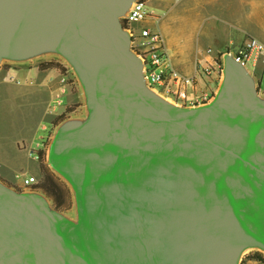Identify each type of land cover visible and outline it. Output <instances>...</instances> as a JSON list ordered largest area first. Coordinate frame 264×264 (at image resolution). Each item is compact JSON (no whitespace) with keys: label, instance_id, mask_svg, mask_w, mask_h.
Returning <instances> with one entry per match:
<instances>
[{"label":"water","instance_id":"95a60500","mask_svg":"<svg viewBox=\"0 0 264 264\" xmlns=\"http://www.w3.org/2000/svg\"><path fill=\"white\" fill-rule=\"evenodd\" d=\"M134 0H0V60L62 52L91 109L51 162L80 221L0 182V264H240L264 246V98L232 55L213 102L150 89L121 17ZM264 249V248H263Z\"/></svg>","mask_w":264,"mask_h":264},{"label":"rangeland","instance_id":"374dc122","mask_svg":"<svg viewBox=\"0 0 264 264\" xmlns=\"http://www.w3.org/2000/svg\"><path fill=\"white\" fill-rule=\"evenodd\" d=\"M161 1L149 0L151 8L160 16L165 13V9L158 8ZM261 16L264 17V14ZM164 21V17L161 16L156 23L157 27L159 28ZM245 25L252 28L255 22H245ZM123 26L125 28L128 25L124 23ZM253 29L255 30L253 36L264 42V21H260L259 27ZM169 47L172 46L168 43ZM197 48L190 55L198 70L203 71L200 60L204 65L211 64L212 66L213 63L212 68L218 70L214 63L220 62L219 53L211 49V46H204V44L202 48L199 45ZM132 49L139 54L136 46ZM169 55L170 57L175 56L173 47L169 48ZM0 62L6 64L0 76V173L19 182H24L26 176L34 174L37 182L29 187L24 186V190L18 189V191L40 193L56 210L50 198L36 188L42 179L41 165L48 166L67 185L71 193L69 209L57 211L72 222L78 223L81 216L75 189L70 180L51 162L53 143L60 128L69 121H85L91 114L86 90L81 84L78 72L62 52L55 50L43 51L25 59L3 58ZM63 76L67 78L66 83L71 85V92L69 89L65 94H62V88H65L62 81ZM261 91L264 92V75ZM71 93H80L75 103H71ZM158 95L180 107L169 98ZM60 99L63 100L62 105L58 103ZM37 151L44 153L43 160L37 161L34 158ZM39 167L40 175H38ZM256 252L264 254V249L256 245H247L242 252L240 264H248L249 261L254 260L249 258V255Z\"/></svg>","mask_w":264,"mask_h":264},{"label":"crops","instance_id":"0c3cea01","mask_svg":"<svg viewBox=\"0 0 264 264\" xmlns=\"http://www.w3.org/2000/svg\"><path fill=\"white\" fill-rule=\"evenodd\" d=\"M158 8L165 9V13L161 15L165 21L159 28L157 25L156 27L165 35L167 47L169 43L174 49L175 56L171 57L173 64L186 76L196 78L195 84L189 86L190 96L209 91L215 92L216 97L223 81V76L215 71H210L209 74L199 71L190 53L196 51L198 45L202 48V44L211 46L217 53L237 51L254 35L253 28L259 27V22L264 21V17L261 16L264 14V0H162ZM245 22H255V26L250 28ZM250 73L255 79L260 96L264 98V92L261 91L264 58L259 61L255 70L250 69ZM65 88L71 92L69 83H65ZM155 92L164 96L161 90ZM70 95L71 103H75L80 97V93ZM40 173L39 167L38 175ZM0 182L17 191L24 190V182H19L4 173H0ZM248 264L262 263L251 260Z\"/></svg>","mask_w":264,"mask_h":264},{"label":"built area","instance_id":"2783aa9c","mask_svg":"<svg viewBox=\"0 0 264 264\" xmlns=\"http://www.w3.org/2000/svg\"><path fill=\"white\" fill-rule=\"evenodd\" d=\"M160 19L161 16L151 8L149 0H134L127 12L121 17L122 23L128 25L125 30L133 39L132 47L136 46L139 50L138 55L144 62L143 75L147 86L153 91L161 90L166 98L172 99L180 106L197 107L210 104L215 98V92H201L190 96L189 86L195 84L196 78L186 76L173 64L169 55L166 37L156 27V23ZM228 54L232 55L237 62L250 72V68L255 70L259 61L264 58V42L251 36L237 51L220 52V62L214 63L218 70L212 68L213 63L212 66L211 64L204 65L200 60L203 72L209 74L210 71H215L223 76L225 57ZM5 66L4 62H0V76L5 70ZM62 81L65 84L67 79L63 78ZM66 91V88H62V94H65ZM58 103L62 105L63 100H58ZM40 152L37 151L34 154L37 161L41 159ZM36 182L35 176L24 178L25 187H29Z\"/></svg>","mask_w":264,"mask_h":264},{"label":"trees","instance_id":"16d2710c","mask_svg":"<svg viewBox=\"0 0 264 264\" xmlns=\"http://www.w3.org/2000/svg\"><path fill=\"white\" fill-rule=\"evenodd\" d=\"M41 159H44V153L40 152ZM42 179L36 186L40 189L50 200L53 202V207L56 210L69 209L71 205V193L67 185L56 176L54 172L48 168V166L41 165ZM252 258L262 264H264V254L262 252H256L249 255Z\"/></svg>","mask_w":264,"mask_h":264},{"label":"bare ground","instance_id":"6f19581e","mask_svg":"<svg viewBox=\"0 0 264 264\" xmlns=\"http://www.w3.org/2000/svg\"><path fill=\"white\" fill-rule=\"evenodd\" d=\"M263 248H264V246H263Z\"/></svg>","mask_w":264,"mask_h":264}]
</instances>
